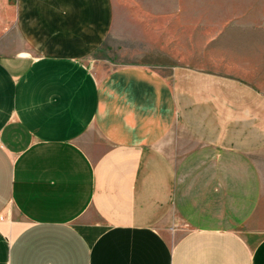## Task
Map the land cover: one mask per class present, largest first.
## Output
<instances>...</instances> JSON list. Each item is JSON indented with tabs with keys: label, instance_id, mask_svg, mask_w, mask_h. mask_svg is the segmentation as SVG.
<instances>
[{
	"label": "crops",
	"instance_id": "crops-1",
	"mask_svg": "<svg viewBox=\"0 0 264 264\" xmlns=\"http://www.w3.org/2000/svg\"><path fill=\"white\" fill-rule=\"evenodd\" d=\"M115 2L0 0V264H264V181L245 165L246 229L164 232L176 93L153 67L94 70Z\"/></svg>",
	"mask_w": 264,
	"mask_h": 264
},
{
	"label": "rangeland",
	"instance_id": "rangeland-1",
	"mask_svg": "<svg viewBox=\"0 0 264 264\" xmlns=\"http://www.w3.org/2000/svg\"><path fill=\"white\" fill-rule=\"evenodd\" d=\"M115 4L94 70L153 67L176 93V130L160 150L172 169L164 232L174 241L194 224L246 229L233 211L243 165L264 181V2Z\"/></svg>",
	"mask_w": 264,
	"mask_h": 264
}]
</instances>
